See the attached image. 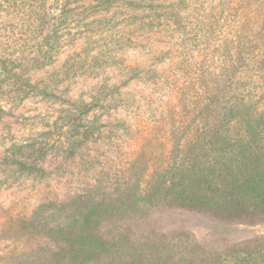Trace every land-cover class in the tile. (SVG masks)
<instances>
[{
  "label": "rangeland",
  "instance_id": "1",
  "mask_svg": "<svg viewBox=\"0 0 264 264\" xmlns=\"http://www.w3.org/2000/svg\"><path fill=\"white\" fill-rule=\"evenodd\" d=\"M122 15L89 0H0V264H74L57 230L79 229L97 205L90 232L120 251L86 264H210L198 252L264 234V221L134 200L177 136H202L199 110L233 58L217 42L171 52Z\"/></svg>",
  "mask_w": 264,
  "mask_h": 264
},
{
  "label": "trees",
  "instance_id": "2",
  "mask_svg": "<svg viewBox=\"0 0 264 264\" xmlns=\"http://www.w3.org/2000/svg\"><path fill=\"white\" fill-rule=\"evenodd\" d=\"M79 1L83 0H57L63 6ZM89 1L103 11L123 14L127 30L134 35L161 36L174 53L191 44L217 42L218 56L226 61L233 58L231 75L215 82L199 110L202 136L196 134L199 128L191 134L190 126L177 136L168 165L155 169L147 190L138 183L134 200L205 211L239 224L264 221V113L257 107L264 103V92H255L264 84V0ZM126 41L131 42V37ZM209 80L211 84L216 80L214 73ZM100 210V205L86 210L79 229L57 230L74 264H86L92 255L111 249L120 251L90 232L100 223ZM126 254L124 250L122 256ZM198 256L210 264H264V234Z\"/></svg>",
  "mask_w": 264,
  "mask_h": 264
}]
</instances>
